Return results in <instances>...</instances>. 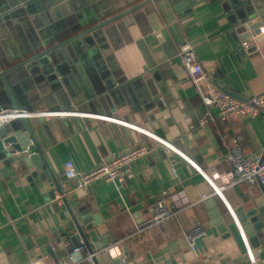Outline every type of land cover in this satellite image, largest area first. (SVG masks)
Returning <instances> with one entry per match:
<instances>
[{"label":"crops","instance_id":"1","mask_svg":"<svg viewBox=\"0 0 264 264\" xmlns=\"http://www.w3.org/2000/svg\"><path fill=\"white\" fill-rule=\"evenodd\" d=\"M144 2L129 21L122 17L96 31L99 41L91 35L90 42L80 39L50 53L49 65L35 68L36 77L7 75L23 110L43 124L39 141L50 171L23 168L15 159L6 164L0 153V264H60L81 243L77 233L70 240L59 231L67 221L61 218L65 207L59 193L55 200L50 197L54 179L76 214L84 210L102 217L100 243L105 250L118 248V256L111 254L117 264L123 259L126 264L248 263L249 240L232 214L252 209L261 189L258 183L232 185L226 156L238 137L244 152L264 154V108L201 126L198 119L207 108L179 52L191 43L218 85L249 99L264 97V34L256 42L253 33L243 40L248 28L238 29L248 22L243 13L264 11V0H0L1 70ZM149 73L158 98L144 79ZM53 74L57 80L51 82ZM11 104L0 85V113L13 111ZM139 145L148 153L124 181L99 180L79 188L77 179L64 176L67 161L87 173ZM163 191L183 192L189 203L176 217L145 225L149 204ZM208 200L229 224V238L215 236L208 225ZM196 221L208 229L207 251L198 254L183 237ZM56 236L65 248L60 256L34 257ZM84 252L90 254L86 245Z\"/></svg>","mask_w":264,"mask_h":264},{"label":"water","instance_id":"2","mask_svg":"<svg viewBox=\"0 0 264 264\" xmlns=\"http://www.w3.org/2000/svg\"><path fill=\"white\" fill-rule=\"evenodd\" d=\"M147 2L130 7L118 13L117 15L104 21H100L96 23V25L91 26L83 31L78 30L75 32V34L72 33L70 37H68L64 41H61L60 43L49 48H42L32 57L25 59L24 61L14 65L13 67L1 70L0 65V85L4 87L12 103L11 110H16L20 114L18 118L13 119L3 127H0V153L2 152V160H4L6 164H11L13 159H15L23 166V168L31 169L34 167L36 170H39L45 167L46 169H48V171H50V165L46 155L45 147L39 141V135L43 132L44 129L43 124H41L42 122L35 121L33 120V118H31L36 116L34 113H27L23 110L22 106L24 105H22L17 99V96L15 95V92L10 85L7 75L9 73L15 72L16 75L20 78L21 76H19V74H23V72H25V76L21 77V79L23 80L29 78L30 75L36 77L38 75V71H36L35 68L38 66L44 68L49 65L50 53L68 44L79 41L80 39H85L86 42H90V37L88 36L91 35L92 39L99 41L96 31L122 17H124L126 21H129V17L127 16ZM256 13H258L256 10L250 9L248 10V12L243 13V15L241 16V19L244 20V23L248 19V22L246 21V25L240 24L238 26V29H241L243 27L248 28V31L245 34L246 37L242 38L243 40L245 38L251 37L252 33L257 35V38H255V42L258 40L260 28L264 25V11H260L258 13V15H260L259 19L256 17ZM144 79L152 95L158 98V89L151 79V74L149 73L144 75ZM35 80L37 82L38 79L35 78ZM55 80H57L55 74L49 76V81L54 82ZM214 84L220 90L237 99H240L244 102L249 101V98L226 89L218 85V83L215 81ZM57 85L59 84L57 83ZM257 108L263 109V107ZM59 115L61 116L60 113ZM176 167L180 169L181 165L179 164ZM258 184L260 185L261 196L254 200V207L247 212L243 211L238 213L237 216L235 214H232V218L246 241L249 240V243L247 242L249 255L252 258H256L260 262L264 263V184H262L260 181H258ZM54 185L55 191H52L50 193V197L52 200H55V192H58L65 207V210L61 212V218L62 221L67 222L66 225L59 230L61 233H63L62 236L66 237L67 235L68 239L71 240L77 233L82 238V241L85 243L90 254H93L95 251L89 244L86 234L88 233V236L91 238L92 242L95 243V249L102 252L101 256H94L92 264H117L114 258H112L111 254L107 251L108 249L105 250L104 245L100 243L98 228L103 223L102 217L99 214L90 215L84 210H79L78 214H76L70 206L67 197L64 195V187H62L55 179ZM205 206L209 211L208 225L210 226L213 234L215 236H217L218 234H222L229 238L232 235V233L228 231L229 224L225 220V217L221 214L220 210L215 206V202L213 200H208L205 202ZM205 244V237L198 238L195 240L193 250L197 254L201 253L203 249L207 251V246ZM55 249H60V252H55ZM64 250L65 248L62 239L56 236V239L54 241H52L51 243H47L38 251H36L34 257L42 259L43 257L50 256L51 258L56 259L57 256H60ZM167 264L179 263L176 259H170Z\"/></svg>","mask_w":264,"mask_h":264},{"label":"built area","instance_id":"3","mask_svg":"<svg viewBox=\"0 0 264 264\" xmlns=\"http://www.w3.org/2000/svg\"><path fill=\"white\" fill-rule=\"evenodd\" d=\"M263 34L264 27H261L258 35ZM179 56L182 59L185 73L191 78L192 83L201 96L204 106L207 108L199 116L198 120L201 126L215 123L218 120L224 121L230 114L253 116L259 111L257 107L264 108V97H255L249 99L248 102H244L220 90L214 84L213 79L203 70L202 63L195 52V47L191 43H184L181 46ZM211 108L218 110L217 116L212 114ZM19 116L20 114L16 110L9 113H0V126L5 121L13 120ZM183 116L186 122H190V117L187 114ZM240 140V137L234 140L233 146L228 150L226 156V160L232 165L231 184L238 185L244 182L256 184L258 181L264 184V154L244 152L240 145ZM147 153V148L144 145H139L123 153L114 155L109 161L101 163L87 173L77 171L73 161H67L64 165V176L67 180L77 179L79 188L89 187L99 180L105 182L124 181L126 178L132 177L133 165L145 157ZM188 203L189 201L183 192L170 194L168 191H163L157 199L149 204L150 219L145 225L158 226L176 217L177 211ZM207 234L208 229L205 223L196 221L190 229L184 231L183 237L189 248L193 249L195 240L206 237ZM84 251L85 245L81 241L65 259L61 260L60 264H92L96 254H84ZM107 251L117 256L119 254L117 247H111ZM122 263L126 264L127 260L123 259ZM35 264L39 263L36 262ZM223 264L264 263L249 255L248 263L242 260L236 263Z\"/></svg>","mask_w":264,"mask_h":264}]
</instances>
